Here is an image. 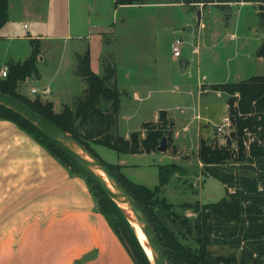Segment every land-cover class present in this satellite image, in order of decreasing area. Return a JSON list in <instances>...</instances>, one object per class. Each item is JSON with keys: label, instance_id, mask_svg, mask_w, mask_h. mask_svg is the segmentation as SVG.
Here are the masks:
<instances>
[{"label": "trees", "instance_id": "trees-1", "mask_svg": "<svg viewBox=\"0 0 264 264\" xmlns=\"http://www.w3.org/2000/svg\"><path fill=\"white\" fill-rule=\"evenodd\" d=\"M148 0H113L114 7L142 4ZM183 4L204 6L227 5L233 2H254L259 24L264 30V0H180ZM8 19V0H0V28ZM38 39L31 38V50L24 60L5 63L7 74L0 77V91L14 96L38 112L76 140L95 156L131 195L144 212L168 264H264V75H254L229 83L211 84L212 90L228 94L225 114L229 126L219 143L214 136L200 135L196 157L201 175L217 180L224 195L216 201L183 204L191 215L171 212L178 229L163 224L151 208L155 194L183 167L176 163L158 166V185L149 188L127 178L117 164L104 161L92 144L106 146L117 153H150L162 136L171 145V125L164 110L157 122H144L141 129L128 137L115 133L122 92L114 82L115 67L104 62V74H95L90 67L88 47L75 54L74 74L84 79L86 88L71 103L55 111L53 103L33 99L18 91V83L38 76ZM264 59V38L256 50ZM202 85L199 86V89ZM0 119L13 122L31 136L73 174H80L89 185L96 207L101 212L135 264H151L137 239L134 229L118 205L108 196L63 149L45 135L35 124L18 112L0 104ZM165 122V124H162ZM203 128L205 126H202ZM174 152V148H172ZM165 204V202L162 201ZM166 205V204H165ZM166 208H171L170 204ZM177 235H179L181 242ZM210 246H226L228 253H214Z\"/></svg>", "mask_w": 264, "mask_h": 264}, {"label": "rangeland", "instance_id": "rangeland-1", "mask_svg": "<svg viewBox=\"0 0 264 264\" xmlns=\"http://www.w3.org/2000/svg\"><path fill=\"white\" fill-rule=\"evenodd\" d=\"M99 1L100 4L103 3V0H9V17L0 28V69L5 67V63L9 60L26 59L31 50V38L39 40V59L43 58L37 61L39 75L18 83L20 93L31 99L39 95L43 100L38 79H52L55 84L59 82L61 84L68 78L76 82L78 77L72 74L76 63L74 51H78L74 50L76 41L71 37L73 13L78 9V14L83 12L86 14L92 4L97 6ZM111 6L108 16L103 18L104 21H112L113 5ZM154 10L167 16L172 15L170 11H163L168 9L131 6H121L117 9L118 23L115 26V36L119 37L121 49L124 46V38L119 31V20L122 17H138L148 12L156 13ZM196 10L193 16L191 13L184 15L189 26L184 30L179 29L176 35L174 34L181 39L178 38L179 53L180 57H185L186 65H180L178 57L172 56L171 34L168 28L164 29L159 25L157 31L152 34L153 37L146 38L148 43L158 49L153 50L155 55L152 61L156 68V73L152 71L157 75V83H154L156 87L150 88L149 93L145 88L142 89L141 97L145 98L140 102L141 109L130 113L134 114L135 118L130 120L128 126L122 113L118 116L114 130L115 133L123 136L127 131H131L140 119L150 120L152 108L159 107L160 110H166L169 117L173 118L177 130L178 149H184L185 153L178 152L177 157L165 155L159 159L160 154L121 155L106 146L94 145L97 154L106 162L114 163L116 157L120 155L125 156L128 163L138 164L127 170L128 177L134 182L142 180L155 185L158 181L157 164L174 162L184 168L180 175L174 174L170 177L167 184L155 194L156 200L151 204L158 219L174 231L178 227L172 221L170 215L172 211L190 216L188 208L182 210L183 204L212 202L224 195L223 186L217 180L200 174L196 157V144L201 134L211 137L215 132L214 137L218 142H224L221 131H216L214 124L219 123L221 118L226 116L225 101L228 94L212 90L209 86L236 82L254 75H264V59L256 55V50L264 38V30L259 24L258 9L254 2L241 1L222 6L206 4L201 12L198 10V18L195 14ZM94 13L91 11V16ZM199 22L203 23L204 28L195 36L194 32ZM106 38L108 42L103 54L107 64L115 67L117 53L110 42L113 40V35L110 33ZM191 48L198 50V54L190 53ZM122 58L123 55L119 61ZM197 79L202 83V89H199ZM32 87L38 90L37 93H31ZM135 104L139 106V103ZM184 124H186L185 130L182 128ZM162 201L166 205L170 204L171 208L167 209ZM177 238L183 242L179 235ZM140 244L146 252L145 246L141 242ZM209 249L214 253L231 251L226 246H210Z\"/></svg>", "mask_w": 264, "mask_h": 264}, {"label": "crops", "instance_id": "crops-1", "mask_svg": "<svg viewBox=\"0 0 264 264\" xmlns=\"http://www.w3.org/2000/svg\"><path fill=\"white\" fill-rule=\"evenodd\" d=\"M9 4L8 0V17ZM111 5L112 21H104L103 18L108 16ZM121 6L168 9L163 11H170L172 15L167 16L154 10L156 13L122 17L119 20V31L124 38V46L121 49L119 37L115 36V26L118 23L116 13ZM201 8L203 9V6L197 4L189 7L180 0H148L142 4L118 7H114L113 0H103V3L100 4L99 1L97 6L93 3L91 10L86 14H78V9L76 13L74 11L71 37L76 41L74 50H78L74 51V55L83 53L88 47L90 67L97 75L104 74L103 64L106 57L103 51L108 42L106 35H113L110 42L117 53L114 82L123 96L118 116L123 113L126 125L129 126L130 120L135 118L134 114L130 113L141 109L140 102L145 98L141 97L142 89L145 88L149 93L150 88L156 87L157 83V75L152 73L153 70L156 73L152 61L155 55L153 50L158 49L148 43L146 38L153 37L152 34L161 25L162 28L169 29L171 44L174 38L180 39L175 36L179 29L184 30L189 26L184 15L191 13L193 16L194 10L201 12ZM91 11H95V16H91ZM203 28V23L199 22L194 35L201 33ZM189 52L198 54V50L194 48ZM39 55L37 61L43 60L41 57L39 59ZM121 55L123 58L119 61ZM180 56L179 53L178 61L182 60L185 62L182 65H186L185 57ZM77 77L76 82L68 78L61 84H55L52 79H38L40 92L48 90L47 94L42 93L43 100L51 101L54 110L60 111L64 104H69L73 97L81 95L85 90L84 79ZM197 83L202 85L199 79ZM135 103H139V106ZM134 107L136 108L133 109ZM159 111V107L152 108L150 120L140 119L135 127L123 136L128 137L131 132L140 130L144 122H157ZM164 111L168 122L171 123L170 147L164 152L156 150L150 153H134V156L160 154L161 159L165 155H172L174 158L178 152L185 153L184 149H178L174 120L166 110ZM182 128L185 130L186 124ZM196 130L198 135V125ZM94 145L97 144H92L93 149ZM172 148L176 150L174 153L170 152ZM113 164L119 165L127 178V170L134 165L138 166L128 163L125 156L120 155ZM159 165L164 164H157V171ZM138 182L153 188L158 185L159 178L155 185L142 180ZM0 264H135L104 215L98 211L86 179L80 174L71 173L31 136L13 122L4 119H0Z\"/></svg>", "mask_w": 264, "mask_h": 264}, {"label": "water", "instance_id": "water-1", "mask_svg": "<svg viewBox=\"0 0 264 264\" xmlns=\"http://www.w3.org/2000/svg\"><path fill=\"white\" fill-rule=\"evenodd\" d=\"M197 18L199 11L195 12ZM179 64H185L184 61L179 60ZM0 104L18 112L26 119L35 124L45 135L53 140L61 149H63L81 168L95 181L108 196L118 205L127 220L136 222L140 226L147 238L148 246L151 250L153 263L152 264H168L160 246V243L151 227L147 217L142 209L131 197V195L122 187L112 173L88 150L82 147L76 140H74L67 133L58 128L55 124L47 118L31 109L24 102L18 100L12 95L0 91ZM165 124V122H162ZM167 138L162 136L156 150L164 152L167 150ZM100 169L106 177L109 185H107L97 174L96 170ZM129 209L131 214L128 212Z\"/></svg>", "mask_w": 264, "mask_h": 264}, {"label": "built area", "instance_id": "built-area-1", "mask_svg": "<svg viewBox=\"0 0 264 264\" xmlns=\"http://www.w3.org/2000/svg\"><path fill=\"white\" fill-rule=\"evenodd\" d=\"M179 44H180V40L178 38H174V40L170 44L172 55L174 56V58L179 56ZM6 74H7V67L5 66L0 69V77H5ZM31 92L36 93L37 91L36 89H31ZM42 93L45 95L48 93V90H43ZM214 126H215L214 129L216 131H219V132L221 131L220 134L222 135L225 134L229 126V120L227 116H223L221 118V121L219 123L214 124Z\"/></svg>", "mask_w": 264, "mask_h": 264}, {"label": "bare ground", "instance_id": "bare-ground-1", "mask_svg": "<svg viewBox=\"0 0 264 264\" xmlns=\"http://www.w3.org/2000/svg\"><path fill=\"white\" fill-rule=\"evenodd\" d=\"M97 174L100 176V178L107 184L109 185L106 177L104 176V174L102 173V171L100 169L96 170ZM128 212L131 214V211L129 209H127ZM131 227L134 229L136 236L138 237L139 241L145 246L146 249V254L148 259L150 260L151 263H153V257H152V253L151 250L148 246L147 243V238L145 236V234L143 233L142 229L140 228L139 225L136 224V222L134 221H130Z\"/></svg>", "mask_w": 264, "mask_h": 264}]
</instances>
